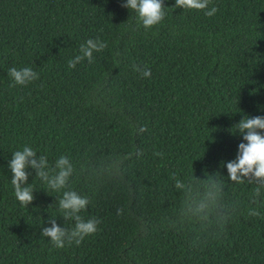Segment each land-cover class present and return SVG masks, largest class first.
<instances>
[{
	"label": "trees",
	"instance_id": "trees-1",
	"mask_svg": "<svg viewBox=\"0 0 264 264\" xmlns=\"http://www.w3.org/2000/svg\"><path fill=\"white\" fill-rule=\"evenodd\" d=\"M124 2L0 0V264H264V189L253 203L257 185L229 181L221 163L244 142L234 125L264 116V0H211L212 17L163 0L164 20L147 30ZM96 38L107 47L70 69ZM12 67L39 79L10 87ZM25 146L50 166L72 162L69 188L89 199L80 215L101 221L79 246L40 235L51 218L74 226L58 208L68 189L28 168L34 199L14 196L7 165ZM210 175L235 211L181 223L175 181Z\"/></svg>",
	"mask_w": 264,
	"mask_h": 264
},
{
	"label": "clouds",
	"instance_id": "clouds-1",
	"mask_svg": "<svg viewBox=\"0 0 264 264\" xmlns=\"http://www.w3.org/2000/svg\"><path fill=\"white\" fill-rule=\"evenodd\" d=\"M211 0H175L173 8L183 10L203 11L207 17L214 16L218 8H209ZM122 7L132 10L139 23L147 30L161 23L165 18V6L163 0H125ZM107 47V43L99 38L88 39L79 47V53L68 61L70 69L75 68L76 64L87 60L93 63V53L101 52ZM133 70L138 72L142 78L150 77L151 70L147 66L133 65ZM8 75L12 78L10 87L17 85H27L39 79L37 72L30 67L17 69L12 67L8 70ZM236 133L242 137L238 144L235 159L221 162L227 169L228 180L237 184L244 183L256 184L254 189L253 203L255 198L260 196L264 189V116L249 118L245 115L237 124L234 125ZM162 156V153H154ZM11 172V185L14 189V196L22 206L28 207L34 199L31 184L27 183L31 168L35 171V177L44 182L48 189L60 192L63 189L62 197L58 200V208L62 212V219L74 222L71 228L60 227L56 223V218L48 219L51 227H42L40 235L49 238L55 248H63L65 244L77 246L85 237L97 231V225L101 222L93 217L85 220L80 213L87 210L89 199L79 195L76 191L69 188V180L75 169L67 156L61 155L53 165H49L47 156H37L33 148L23 147L12 153L8 162ZM212 179H198L193 176L191 182L185 184L180 180L175 181V188L182 190L184 195L183 203L178 212V220L181 223H201L210 224L213 221L223 223L235 211V205L223 202V183L215 179V175H210ZM204 181L203 183H197ZM121 212L117 210V215ZM250 216H259L256 210H250Z\"/></svg>",
	"mask_w": 264,
	"mask_h": 264
}]
</instances>
